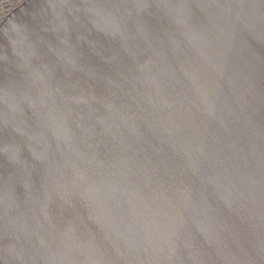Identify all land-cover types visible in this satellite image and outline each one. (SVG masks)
<instances>
[{"label":"water","instance_id":"95a60500","mask_svg":"<svg viewBox=\"0 0 264 264\" xmlns=\"http://www.w3.org/2000/svg\"><path fill=\"white\" fill-rule=\"evenodd\" d=\"M0 263L264 264V0L8 16Z\"/></svg>","mask_w":264,"mask_h":264},{"label":"flooded vegetation","instance_id":"af4514ba","mask_svg":"<svg viewBox=\"0 0 264 264\" xmlns=\"http://www.w3.org/2000/svg\"><path fill=\"white\" fill-rule=\"evenodd\" d=\"M26 0H0V24Z\"/></svg>","mask_w":264,"mask_h":264}]
</instances>
